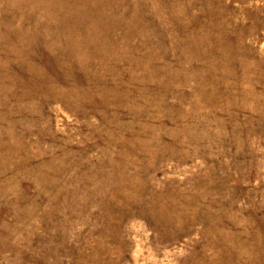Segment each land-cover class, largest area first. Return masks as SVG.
Instances as JSON below:
<instances>
[{
	"label": "rangeland",
	"instance_id": "rangeland-1",
	"mask_svg": "<svg viewBox=\"0 0 264 264\" xmlns=\"http://www.w3.org/2000/svg\"><path fill=\"white\" fill-rule=\"evenodd\" d=\"M0 264H264V0H0Z\"/></svg>",
	"mask_w": 264,
	"mask_h": 264
}]
</instances>
